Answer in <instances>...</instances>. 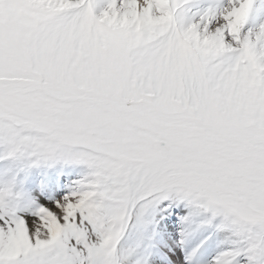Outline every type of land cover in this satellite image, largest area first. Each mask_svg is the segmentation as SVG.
I'll list each match as a JSON object with an SVG mask.
<instances>
[{
	"label": "snow or ice",
	"instance_id": "snow-or-ice-1",
	"mask_svg": "<svg viewBox=\"0 0 264 264\" xmlns=\"http://www.w3.org/2000/svg\"><path fill=\"white\" fill-rule=\"evenodd\" d=\"M0 264H264V0H0Z\"/></svg>",
	"mask_w": 264,
	"mask_h": 264
}]
</instances>
